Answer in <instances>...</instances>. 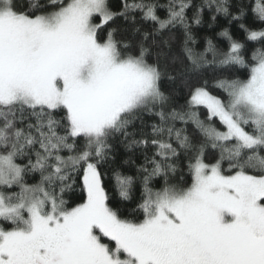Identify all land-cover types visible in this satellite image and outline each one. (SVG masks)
Masks as SVG:
<instances>
[{
    "label": "snow or ice",
    "instance_id": "1",
    "mask_svg": "<svg viewBox=\"0 0 264 264\" xmlns=\"http://www.w3.org/2000/svg\"><path fill=\"white\" fill-rule=\"evenodd\" d=\"M0 264H264V0H0Z\"/></svg>",
    "mask_w": 264,
    "mask_h": 264
},
{
    "label": "trees",
    "instance_id": "2",
    "mask_svg": "<svg viewBox=\"0 0 264 264\" xmlns=\"http://www.w3.org/2000/svg\"><path fill=\"white\" fill-rule=\"evenodd\" d=\"M18 2L21 5H26L28 0H18ZM161 14L163 15V13H161ZM206 19H207V14H206ZM218 20H219V24H218L217 28L215 29V31H219L220 26H227V22L222 17H219ZM233 30L236 31L235 26H233ZM194 31H195V34L197 35V39H198L197 50L202 51L203 47H204V41L201 39V37L204 35H212L213 30H210L205 26L203 28L195 29ZM237 35L242 37L243 34L237 32ZM178 52H179L178 47H174L172 52L170 53V55H172L174 53H178ZM178 68H179V65H175V66L170 65V70L173 71V74H176V69H178ZM162 86L165 90H173V89L176 90V92L179 93L181 97L183 96V94L185 92V89L183 88V86L181 84V79L179 77H177L176 81H174V82H170L167 79H165L162 82ZM181 102H182V100H181ZM124 158H125V153L123 152V150L122 149L118 150V152H117V164H119V162ZM122 170L127 171L128 170L127 166H125V168ZM156 183H157V186H159V184L162 183V181L158 180V181H156ZM113 196H114V198L118 199L117 194L115 192L113 193ZM137 196H138V191H137ZM70 198L74 199V197H70ZM135 204H136V198L134 197V199L132 201H124L122 206L125 210H130V209L135 207Z\"/></svg>",
    "mask_w": 264,
    "mask_h": 264
}]
</instances>
